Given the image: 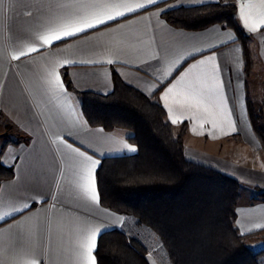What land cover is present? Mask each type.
<instances>
[{
    "label": "crops",
    "instance_id": "0c3cea01",
    "mask_svg": "<svg viewBox=\"0 0 264 264\" xmlns=\"http://www.w3.org/2000/svg\"><path fill=\"white\" fill-rule=\"evenodd\" d=\"M39 2L0 0V127L3 128L0 135L10 132L14 136V139L5 140L0 148L1 151L5 142L9 141L2 152L1 162L14 169L12 178L0 181V193L11 192L30 181L31 177L46 174L52 169L53 157L59 159L61 154L68 151L63 143H51L57 136L65 137L74 148L79 147L100 161L94 173L98 203L86 201L87 207L83 210H70L69 205L62 201L53 208L52 200L48 199L47 202L34 204L23 217L17 216V220L32 217L25 228L37 224L46 216L53 220L52 232L45 236L46 247L38 250L43 264H86L80 243L90 231L97 232L93 255L98 264L95 252L103 232L119 229L127 235L131 233L127 228L131 221L129 215L119 214L101 204L96 173L103 158L134 155L138 147L129 141L131 132L128 130L109 131L100 126H90L83 115L78 95L79 92L109 94L114 90L115 77L147 96L157 95V100L167 111L168 120L178 121L176 124L171 122L177 134L186 126L184 151L189 161L211 167L243 184L235 225L240 233H244L246 241L259 235L258 231L264 232V228L258 227L264 225V199H255L254 192L257 188L264 189L263 145L253 128L248 106L250 81L264 77V24L260 23L264 5L261 0H167L166 3L150 5L137 14L89 30L86 34L54 41L30 57L13 61L9 53L18 51L20 45L14 46L12 38L30 19L27 12H35ZM111 2H127L135 7L137 3H146V0ZM212 3L236 6V18L250 36L254 62L250 75L245 73L243 45L234 30L226 24L217 23L200 30H188L172 26L164 17L170 10ZM241 4L251 5L245 8L247 26L240 16ZM162 9L166 11L162 12ZM253 25L257 26L256 31L249 30ZM162 39L170 44L180 41L175 45V51L182 53V66L173 77H169L170 80L177 78L196 60L206 55H217L219 78L222 80L220 95L226 97L223 111L226 113L230 110V116H218L213 123V118L202 110L190 111L182 106V98L175 93L167 100H161L169 86L167 82L154 92L151 90L157 85L154 76L158 72L146 61L155 63L151 58L158 52ZM23 43H34L40 47L38 41ZM209 44L218 46L215 53L208 49ZM195 47L204 51L196 52ZM109 59L116 62L107 64ZM65 61L86 63L65 65ZM53 69L61 76L66 92L47 89L45 81ZM66 76L73 90L68 88ZM160 79L163 80V75H160ZM99 129L104 131L100 132ZM125 143L137 151L122 150ZM56 148L60 149L59 153L55 151ZM64 167L73 184L82 182L79 169L69 171L67 164ZM29 194H35V191ZM120 217H123V221ZM17 220L3 223V228H9V224L14 225ZM12 231L15 232V229ZM10 236L11 233L0 236V264H19L20 258L15 250H8ZM150 263L158 264L155 261Z\"/></svg>",
    "mask_w": 264,
    "mask_h": 264
},
{
    "label": "trees",
    "instance_id": "16d2710c",
    "mask_svg": "<svg viewBox=\"0 0 264 264\" xmlns=\"http://www.w3.org/2000/svg\"><path fill=\"white\" fill-rule=\"evenodd\" d=\"M236 12L234 4L212 3L170 10L164 17L172 26L188 30L226 24L243 45L245 73L250 75L254 63L250 36ZM65 79L73 90L67 76ZM78 95L90 126L128 130L129 141L138 147L134 155L101 160L96 178L104 207L133 216L153 230L172 264H260V253L247 245L235 225L243 184L186 158V126L179 134L175 132L157 95L147 96L118 77L109 94ZM248 106L264 153V129L250 95ZM8 144L0 151V181L14 175V169L1 162ZM257 198L264 199V191ZM95 254L98 264H150L141 242L119 229L101 234Z\"/></svg>",
    "mask_w": 264,
    "mask_h": 264
},
{
    "label": "snow or ice",
    "instance_id": "6c2138e0",
    "mask_svg": "<svg viewBox=\"0 0 264 264\" xmlns=\"http://www.w3.org/2000/svg\"><path fill=\"white\" fill-rule=\"evenodd\" d=\"M161 2L166 3L167 0H146V3H137L135 7L127 2H111V0H40L35 12H27L26 15L30 18L27 24L22 26L13 36L12 44L14 46L19 44L20 47L18 51L9 53L10 58L13 61H18L22 57H30L32 53L40 52L44 46H50L54 41L86 34L89 30L98 29L101 25H107L111 21H117L119 18L130 14H137L150 5H158ZM261 4L264 5V0H261ZM250 6L248 4L240 5V16L246 26L248 17L245 14V8ZM171 7H178V5H171ZM161 11H166V9ZM260 23L264 24V15L261 16ZM249 30L256 31L257 26L253 25ZM28 40L38 41L40 47H36L34 43L25 45L23 42ZM179 43L180 41H176L170 44L162 39L159 43L158 52L151 58L155 63L146 61L158 72V75L154 76L157 85L151 90L154 92L159 86L167 82L169 86L163 92L161 100H167L170 95L175 93L182 98V106L190 111L193 109L202 110L206 115L213 118V123L218 116H230V110L226 113L223 111L226 97L220 95L222 80L219 78L220 66L217 55H206L204 58L196 60L195 63L190 64L180 72L177 78L169 79L182 66V53L178 54L175 51V45ZM217 47L213 44L208 45V49L213 53ZM195 51L203 52L204 50L195 47ZM115 62L111 59L106 61L107 64ZM74 63L86 62L65 61V65ZM160 75H163V80L160 79ZM45 83L49 91L58 89L66 92L61 76L54 69L49 72ZM218 108L220 109L219 112L217 111ZM171 115L169 108L170 119ZM171 122L176 124L178 121L171 119ZM98 131L103 132L104 129ZM51 143L53 145L63 143L68 150L61 154L59 159L53 157L52 169H49L46 174L31 177L30 181H26L25 184L11 192L0 193V222H2L0 223V236L11 233V245L8 250H15L20 258L19 264H43L38 256V250L46 247L45 236L51 234L53 220L46 216L37 224L25 228L32 217L17 220L18 215L23 217L25 212L30 211L34 204L47 202L48 199L52 200L53 208L56 207L57 202L62 201L69 205L70 210L77 208L83 210L87 207L86 201L99 202L94 173L100 161L81 151L79 147L74 148L65 137L57 136L52 139ZM122 150L137 151L135 147L126 143L123 144ZM55 151L59 153L60 149L56 148ZM66 164L69 165V171L80 170L81 183L73 184L65 170ZM57 165H59L58 169ZM62 181H66V183H62ZM37 189L38 191H36ZM32 191H35V194L30 195L29 193ZM119 219L123 221V217ZM11 220H17V223L9 224L7 229L3 228V223H9ZM258 227L264 228V225ZM13 229L15 232L12 231ZM96 240L97 232L90 231L80 243L84 250L83 258L86 264H96L93 255Z\"/></svg>",
    "mask_w": 264,
    "mask_h": 264
},
{
    "label": "rangeland",
    "instance_id": "374dc122",
    "mask_svg": "<svg viewBox=\"0 0 264 264\" xmlns=\"http://www.w3.org/2000/svg\"><path fill=\"white\" fill-rule=\"evenodd\" d=\"M250 92L251 97L253 98V105L256 109V113L258 114L257 118L259 119L261 127L264 129V77L252 78V80L250 81ZM2 130L3 128L0 127V132ZM9 139H14V136H12L10 132L6 135H0V148L4 141ZM258 189L264 191V189L261 188H257L254 190ZM261 191H254L256 192L255 197H259ZM246 195L247 194H244V196ZM130 217L131 221L127 228L131 231V233L128 236L133 239H136L137 241H140L141 244L147 249L148 254L146 255V257L149 262L151 261L153 263L155 261L158 264H172L171 260L167 255L163 243L161 242L160 238L156 235V233L146 225L140 223L133 216ZM258 234L259 235H255L250 240H247L246 243L248 246L251 245L252 247H249H251L253 250L260 253V264H264V232H259Z\"/></svg>",
    "mask_w": 264,
    "mask_h": 264
}]
</instances>
